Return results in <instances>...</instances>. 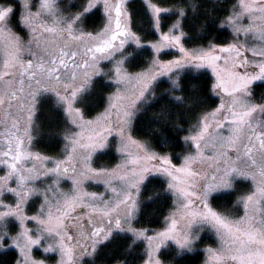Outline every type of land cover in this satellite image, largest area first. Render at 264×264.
<instances>
[{
  "label": "snow or ice",
  "instance_id": "1",
  "mask_svg": "<svg viewBox=\"0 0 264 264\" xmlns=\"http://www.w3.org/2000/svg\"><path fill=\"white\" fill-rule=\"evenodd\" d=\"M101 2L106 25L98 34L86 32L80 25L98 10ZM16 3L21 4L19 15L9 0H0V171L6 170L0 176V247L9 239L5 220L12 217L21 226L14 246L23 241L22 264H35L27 254L49 237L58 243L44 248L45 253L58 250L62 264H80L83 257L92 255L112 235L113 224L120 229L121 217L132 215L137 208L132 192L138 194L146 176L155 173L167 178L166 191L175 199L174 211L166 219L164 231L154 237L139 233L138 237L150 244L153 240L172 241L181 250L191 252L199 239L197 234L208 231L215 237V247L203 250L204 264H264V95L256 100L252 90L254 82H264V0H234L225 21L233 29L234 40L227 47L210 45L205 50L189 52L181 45L183 34L161 35L164 45L177 48L183 59L154 63L153 67L160 71L136 77L139 93L133 98L117 94L109 114L102 118V128L99 121L93 127L92 121L85 125L72 120L81 130L74 135L69 130L65 137L69 155L55 161L29 148L38 98L52 94L66 114L79 117L73 102L91 77L99 74L98 63L112 60L116 53L123 55L122 50L130 42L141 46L140 40L129 28L126 0H81L78 10L68 16L58 11L56 0ZM164 11L168 9L152 5L154 29L160 27ZM178 15L184 16V10ZM161 50L156 47L157 52ZM185 64L211 68L217 77V94L222 92L229 99L199 118L192 134L185 137L194 152L176 166L167 156L161 157L148 145L126 137L124 128L145 99L150 82ZM220 64L225 67L218 70ZM236 68L245 71L241 74L234 71ZM115 71L119 74L120 67ZM221 72L227 73V79ZM129 99L130 103H125ZM113 128L121 137L120 151L125 158L121 167L125 174L78 167L87 165L93 153L107 146ZM102 175L121 184L117 188L111 187V180L108 182L114 200L103 201V209L95 205L94 194L80 193L83 180ZM62 178L72 179L71 190H60ZM235 180L251 183V190L236 201L240 214L212 207L210 199L214 194L231 190ZM37 181L43 186L45 200L38 216L28 217L23 215V206L31 196L40 194ZM6 193L15 198V208L4 202ZM85 208L90 211L85 213ZM26 221H35L40 226L39 233L28 229ZM147 255V264H159Z\"/></svg>",
  "mask_w": 264,
  "mask_h": 264
},
{
  "label": "trees",
  "instance_id": "2",
  "mask_svg": "<svg viewBox=\"0 0 264 264\" xmlns=\"http://www.w3.org/2000/svg\"><path fill=\"white\" fill-rule=\"evenodd\" d=\"M161 7L173 11L161 15V30H166L176 19L180 18L183 32V44L187 48L206 47L209 44L227 43L232 33L223 26V22L232 11L234 0H151ZM21 13L20 4L9 0ZM193 5L196 7L193 9ZM127 9L130 14V26L142 41H152L157 38L153 29L151 17L146 4L142 0H129ZM183 9L184 16L178 12ZM103 23L100 11H93L84 26L95 31ZM172 53L162 54V58L171 57ZM153 53L148 47L134 50L127 61L130 71L145 68ZM213 78L205 71H183L177 79V86L171 87V82L161 80L156 85L155 97L136 115L132 124L133 135L146 141L160 154L169 155L174 162H179L180 155L185 150L184 137L188 129L201 115L218 105V98L212 92ZM112 86L103 77L95 78L90 88L80 97L78 105L86 117H93L100 112L107 101V95ZM254 99L264 95V82L252 87ZM176 97H180L177 100ZM71 130L64 111L52 96H41L37 101L33 149L46 156H61L64 150L66 134ZM95 164L111 166L117 160L113 148L95 157ZM167 184L158 176H150L142 185L140 205L135 219V226L141 229L160 228L165 216L173 205L172 196L166 191ZM243 185L234 190L214 195L211 204L221 211L234 210L237 195L242 193ZM238 212L237 210H235ZM212 237L202 235L193 252L179 253L172 245L160 251V257L167 264H203V247L211 244ZM36 254L40 255L39 251ZM45 258L54 259V255ZM146 259V247L143 241L134 239L128 234H115L107 242L100 244L97 250L83 264H141ZM18 254L14 248L0 250V264H16Z\"/></svg>",
  "mask_w": 264,
  "mask_h": 264
},
{
  "label": "rangeland",
  "instance_id": "3",
  "mask_svg": "<svg viewBox=\"0 0 264 264\" xmlns=\"http://www.w3.org/2000/svg\"><path fill=\"white\" fill-rule=\"evenodd\" d=\"M128 1L129 0H126L125 8H126V10L128 12V16H129V28H130V30L132 31V33L135 36L139 37L136 33L133 32V30L131 29V26H130V14H129V11L127 9V2ZM142 1L147 6L149 15L151 17L152 24H153V20L155 19V15L152 12V5H155L156 7H160L162 9H168V11H164V12H162L160 14V20H159L160 27L159 28H155V29L153 27V29L157 32V35H158L157 38L155 40H152V41H142L141 38L139 37L141 46L138 47L136 43L130 42V43L126 44L125 48L122 50L123 51V55H121L120 53H116L112 60H101L98 63V65L96 66V70L99 72V74L98 75H93L91 77V80L85 86L84 91L81 92L78 95V97L76 98V100L73 102V107L75 109L79 110L80 116L77 117L75 115H68V114H66L65 108L60 106L62 108V110L64 111V114H65L68 122L71 125V134L74 135L75 133H78L81 130L75 124L71 123V121L74 120V119L77 120L79 123L85 124V125H86V122L92 121L93 122V127H97L96 122L99 121V127L102 128L104 126V121H103L102 118L105 115L109 114L108 110L110 108V105L113 102H115V99H114L115 96L117 94H119V95H122V96H125V97H128V98H133L134 95H137L139 93V90H140V85L137 83L136 77H138L142 73H148L149 71H152V72L160 71V69L153 67L154 63L155 64H169L170 62H172L174 60L183 59L181 53L178 51L177 48L166 47L164 45V43L160 40V37L163 34H170V35H181V34H183L182 29H181V24H180V18L181 17L176 19V21L172 25H170L169 28H167L166 30L163 31V30H161V15H163V13L170 12V11H173V10L171 8H168V7H161V6L157 5V4H154L151 0H142ZM94 2H95V0H94ZM80 3H81V0H56L57 9L64 16H68V15H70L72 13H75L78 10V8H79ZM20 6H21V4H20ZM21 11H22V8H21ZM33 11H35V8H33ZM94 11H97V10H94ZM98 11H100L102 13V16H103L102 25L97 30L90 31V30H87L85 28L84 23H83V24L80 25V27H82L86 32H91L93 34H98V33L103 31V29H104V27L106 25V12H105V8H104L102 2L98 6ZM227 18L228 17H226V19ZM226 19L223 22V26L226 27L227 29H229L231 31V33H232V37L227 43H224V44H209L206 47H199V48H187L183 44V35H182L181 45L185 48L186 51H189V52L205 50L210 45H214L217 48H219V47H227L229 44L233 43L234 36H233L232 27H230L229 25H227L225 23ZM244 23H247V22L245 21ZM174 26H176V27H174ZM241 39H243V37H241ZM144 47H148L153 53L149 63L147 64V66L145 68H142V69L136 70V71H130L128 69L127 65H126L127 61L131 57V55L134 52V50H139V49H142ZM156 47H160L162 50L157 52L156 51ZM164 53H168V54L172 53V54H170L171 57H169V58H162V54H164ZM246 55H248L250 57V53H246ZM119 61H123V63L120 64V63H118ZM117 67H120V69H121V72L119 74H117L116 71H115ZM224 67H225V65L220 64V65H218V70L219 69H223ZM229 67H230V65H229ZM187 70L193 71V72L205 71V72H208L213 78L212 92L218 98L219 102H218V105L215 108H213L212 110H210V111H208L206 113H210V112L214 111L217 107L220 106V104L224 100L229 99L228 97H225L222 92L217 94V90L215 89V84L217 82V77H216V75L214 74V72L212 71L211 68H195V67L189 66L188 64H185V66H183V67H174L171 71H169L167 73V75H163V76H159L158 75L155 80L150 82L149 91L145 94V99L143 100L142 103H139L138 107L133 111V114H132L128 124L124 128V133H125L126 137H131V139H133V140H136L138 142H141V143H144V144L148 145L146 141H143L141 139L136 138L133 135V133H132V124H133V121H134L136 115L140 112V110L146 104L150 103L153 100V98L155 97V94H156V92H155L156 85L159 83V81H161L163 79L168 80V81L171 82V87H174L173 86L174 84L177 85V79H178L179 74L181 72L187 71ZM248 70L251 71V68H249ZM234 71L239 72V73L242 74L245 71V69L244 68H236ZM257 71H258V69H257ZM221 76H223L225 79H227V73L221 72ZM99 77L105 78V80L107 82H109L110 85L112 86V90L107 95V101H106V104H105L104 108L100 112H98L96 115H94L93 117H86L84 115L81 107L78 105V102H79L80 97H83V94L85 92H87V90L90 88L93 80L95 78H99ZM117 80H120L122 82L120 84H117L116 83ZM256 83H259V82H254L253 85L256 84ZM253 85H252V87H253ZM44 95L52 96L54 98L55 102L57 103V100H56L54 95H52V94H44ZM125 103H130V99L126 100ZM34 112H35V114L33 116V123H34V127H35L36 108L34 109ZM206 113H204V114H206ZM25 115H27V113H25ZM112 118H113V123H115V114L114 113L112 114ZM198 120L188 129L185 137H187V136L192 134V129L197 124ZM34 127L31 129V137H32V139H31V142L29 144V148H30L31 152H33L34 154H39V155H41L43 157H48V158H50L53 161L61 160V159H67L69 153H67L65 151L66 144H67L66 139H65V143H64V150H63V153H62L61 156H57V157L46 156V155L41 154V153L37 152L36 150H34L33 149V140H34V132L33 131H34ZM117 131H118L117 128H113V133L114 134L108 136L107 146L104 149L98 150L95 153H93L92 158L88 162L87 165L79 164L78 167H81V168L90 167L94 171L104 170V171L109 172V173H111V172H113L115 170L121 175L125 174L124 173V169L121 167L124 164V162H125V158L123 157V155H122V153L120 151V149L122 147L121 137L119 135L115 134ZM21 134H23V133H21ZM67 135H69V132H68V134H66V136ZM185 137H184V140H185ZM111 148H113L115 154L117 155L116 162L113 165H111V166L96 165L95 164V160H94L96 155L104 153V152H106L107 150H109ZM150 149H151L152 152H155L156 154H158L161 157L167 156L169 159H171L172 163L174 165H176V166H180V164L183 162L184 157L189 155L190 153L194 152V149L190 146V143L186 142V140H185V150L180 155L179 162L176 163V162H174V160L169 155L160 154V153L156 152L155 150H153L151 147H150ZM5 174H6V170L0 171V176H3ZM150 176L161 177L162 179L165 180V182L167 184V178L166 177H164L162 175L155 174V173H153L151 175H147L146 178L144 179L143 184L146 182V180ZM110 180L112 181L111 187H117V188L121 187L120 182L115 181L113 179V177L102 175V176H99V177H95V178H93L91 180H87V179L83 180V182L81 184V188H80V193L81 194L87 193L89 195H93L94 194L97 197L96 201L94 202L95 205L98 208L103 209V207H104V205L102 203L103 201H112V200H114L113 193L110 191V185L108 183ZM48 182L49 183L51 182L50 178H49ZM36 183H37V187L40 188V194L31 196L28 199L27 203H25L24 206H23V215L28 216V217L38 216V214H39V212L41 210V207L44 204V200H45L44 193H43V186H41V182L37 181ZM143 184H141L138 194L135 191L132 192L133 198L136 199V201H137L136 210L127 219L121 217L120 229H116L115 228V224H113V226H112L113 227L112 235L107 240H105L104 243L107 242L109 239H111L115 234H118V233H120V234H128V235L132 236L134 239L144 242L145 247H146V253L150 254L153 257L154 261H158L159 264H167V263H164L162 261L161 257H160V251L163 248L172 245V246H174L176 248V250L179 253H185V252H188V251L181 250L172 241L161 242L159 240H153L151 242V244H150L147 239L138 237V234L139 233H145L147 236L154 237V236H156L157 233H159L161 231H164L165 228H166V223H165L166 219L174 211L175 199L172 196V194L170 193L171 196H172L173 205H172L171 209L169 210V212L167 213V215L165 216V218L163 220V223H162L160 228L152 229V230L138 228V227L135 226L134 223H135V219H136V216H137V213H138V210H139L140 191L142 189V185ZM238 185H243V190H242L241 194L239 193L237 195V198H236L235 203H234L235 204V209L233 211L236 212L235 210H237L238 211V212H236L237 215L240 214L239 213V208H238V206L236 204L237 199L240 196L248 193L251 190V183L247 182V181H243V180H235L233 182V188L231 190L236 189L238 187ZM11 186L14 187L15 185L12 184ZM72 188H73V182H72L71 178H68V179H63L62 178L60 180V190L61 191L67 192V191L71 190ZM231 190H228V191H231ZM228 191H224V192H228ZM224 192H220V193H224ZM220 193H216L214 195H217V194H220ZM3 199H4V202L9 205V207L15 208V198L12 197L11 194H7L6 193L5 196L3 197ZM86 202H88V201H86ZM210 204H211V199H210ZM211 206H212V204H211ZM82 211L87 213V212L90 211V209L85 208ZM84 223H85V226L88 227L86 219H85ZM25 224H26V227L28 229H30L31 231L39 233L40 226L37 225L35 221H26ZM5 229H6L7 233H8V235H9V239H8L6 244H3V246L0 247V250H2L4 248H14L16 250L17 254H18V260H17L16 264H22V262H21V248L23 247V241L20 242L19 246H14L16 244V241H15L14 237H16L19 234V232L21 231V226L19 224V221L13 219L12 217L6 218V220H5ZM205 233H208V235H210L212 237V239H213L212 241H214V242L211 243V244L205 245L203 247V250L205 248L209 247V246L215 247V237L208 231H202V232L197 234L199 236V239H197L195 241L194 250L196 249V244L200 240L201 236L205 235ZM35 238L36 237L33 236V239H35ZM57 243H58V241L54 237L46 238L39 247H33L32 248L31 252L27 254V258L30 261H34L35 264H62V259L63 258L61 256V253L58 250L55 251V252H48V253H45L43 251L44 248L49 247V246H55ZM88 243H90V241ZM98 246H97V248H98ZM158 246H159V250H157ZM97 248H96V250H97ZM36 251H39L40 255H42V256H39L38 254H36ZM193 251H191V252H193ZM48 254L49 255H54V259L51 260V259L45 258L46 255H48ZM147 254H146L145 261L143 263H141V264H147V261H148V255ZM90 256L83 257L81 259V261H80V264H83L85 259L90 257ZM116 264H121V263H116Z\"/></svg>",
  "mask_w": 264,
  "mask_h": 264
}]
</instances>
